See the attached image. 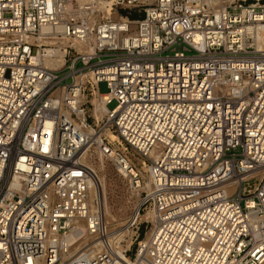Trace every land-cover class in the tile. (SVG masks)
<instances>
[{
  "label": "built area",
  "instance_id": "2783aa9c",
  "mask_svg": "<svg viewBox=\"0 0 264 264\" xmlns=\"http://www.w3.org/2000/svg\"><path fill=\"white\" fill-rule=\"evenodd\" d=\"M0 264H264V0H0Z\"/></svg>",
  "mask_w": 264,
  "mask_h": 264
},
{
  "label": "rangeland",
  "instance_id": "374dc122",
  "mask_svg": "<svg viewBox=\"0 0 264 264\" xmlns=\"http://www.w3.org/2000/svg\"><path fill=\"white\" fill-rule=\"evenodd\" d=\"M121 13L126 15L125 12ZM134 18H138V16L134 15ZM99 91L101 94L107 93L106 83H101L99 85ZM113 108H115V104L109 106V109ZM106 172L108 202L111 207V212L116 220V222L112 221L111 228L117 229L122 226L126 219L130 216L134 208V202L128 194L127 182L125 179L120 176L110 164H106Z\"/></svg>",
  "mask_w": 264,
  "mask_h": 264
},
{
  "label": "bare ground",
  "instance_id": "6f19581e",
  "mask_svg": "<svg viewBox=\"0 0 264 264\" xmlns=\"http://www.w3.org/2000/svg\"><path fill=\"white\" fill-rule=\"evenodd\" d=\"M91 169L96 174V177L93 179V183L91 185V197L93 200L97 196L101 198L102 209L105 214L106 222L112 227V221L116 222V220L111 212V207L108 202L106 163L104 160L99 161L98 163L91 165Z\"/></svg>",
  "mask_w": 264,
  "mask_h": 264
}]
</instances>
